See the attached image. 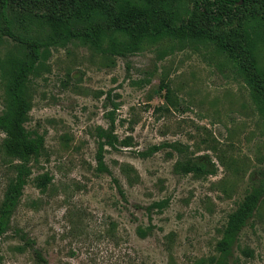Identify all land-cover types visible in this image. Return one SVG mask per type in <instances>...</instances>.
I'll return each instance as SVG.
<instances>
[{
  "label": "rangeland",
  "instance_id": "obj_1",
  "mask_svg": "<svg viewBox=\"0 0 264 264\" xmlns=\"http://www.w3.org/2000/svg\"><path fill=\"white\" fill-rule=\"evenodd\" d=\"M26 1V9L19 0L10 6L21 18L39 10ZM172 4V22L217 35L249 18L216 22L205 16L216 6ZM247 22L264 65V8ZM21 48L0 31V58ZM237 67L212 40L165 38L110 55L78 40L52 46L31 75L25 121L43 136L44 150L29 161L31 175L0 238V264H194L213 254L229 213L264 175V123ZM5 86L0 75V113ZM104 132L116 136L104 149L109 172L97 170ZM4 138L0 130V145ZM154 145L161 147L140 154ZM188 160L204 170L176 166ZM9 162L0 146V202L15 175ZM227 264H264V198Z\"/></svg>",
  "mask_w": 264,
  "mask_h": 264
},
{
  "label": "trees",
  "instance_id": "obj_2",
  "mask_svg": "<svg viewBox=\"0 0 264 264\" xmlns=\"http://www.w3.org/2000/svg\"><path fill=\"white\" fill-rule=\"evenodd\" d=\"M13 0H0L6 11L0 16V31L10 36L19 47L26 50L0 58V75L6 80L5 107L0 113V130L5 133L1 150L10 159L15 175L5 188L0 202V238L10 226L11 218L20 204L24 186L31 175L29 161L38 157L44 150V138L32 135L25 127L31 109L30 79L36 74L39 61L50 54V48L64 45L70 40H78L106 55L122 54L123 48L138 49L143 44L154 43L165 38L179 41L197 42L212 40L225 52L238 67L239 73L250 87V97L264 123V65L260 61V49L256 32L253 36L246 31L249 19H256L264 8V0H193L205 10L216 6V13H205L208 19L221 22L225 18L237 17L238 13L248 14L246 23L238 31L227 36L214 34L203 24H175L172 18L174 0H30L38 11L21 18L10 7ZM20 7L26 9V0H19ZM242 3V5H236ZM0 15H4L1 13ZM28 19V23L23 22ZM35 25L32 27V25ZM249 25V24H248ZM24 29L27 34L20 32ZM261 45H264V38ZM258 47V49H257ZM22 50V48H21ZM96 154L97 170L109 172L105 164V145L115 146L116 136L104 132ZM161 146L154 145L141 155L157 151ZM185 172H201L203 166L192 161L178 162ZM50 176H44L40 186L45 188ZM264 198V175L253 184L238 206L228 215L216 241L214 253L197 259L194 264H227L232 247L248 221L253 217ZM161 206L162 203L155 202ZM32 249L38 261L45 262L41 251L35 245ZM246 255H251L247 250ZM2 256L0 254V262Z\"/></svg>",
  "mask_w": 264,
  "mask_h": 264
}]
</instances>
